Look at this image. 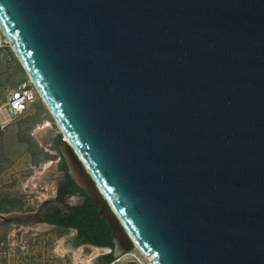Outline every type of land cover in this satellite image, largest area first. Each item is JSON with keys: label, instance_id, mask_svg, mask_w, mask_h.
Returning <instances> with one entry per match:
<instances>
[{"label": "water", "instance_id": "95a60500", "mask_svg": "<svg viewBox=\"0 0 264 264\" xmlns=\"http://www.w3.org/2000/svg\"><path fill=\"white\" fill-rule=\"evenodd\" d=\"M0 30L115 257L264 264V0H0Z\"/></svg>", "mask_w": 264, "mask_h": 264}, {"label": "rangeland", "instance_id": "374dc122", "mask_svg": "<svg viewBox=\"0 0 264 264\" xmlns=\"http://www.w3.org/2000/svg\"><path fill=\"white\" fill-rule=\"evenodd\" d=\"M0 35L1 117L11 89L29 77L1 31ZM59 134L63 139L38 92L26 113L5 127L0 122V264H90L85 258L95 251L96 244L81 239L76 229L29 219L44 202L55 197L56 188L66 179L59 169ZM82 199L79 194L66 197L72 204ZM68 237L82 245V256L61 252L60 244ZM109 250L104 247L94 264L107 262ZM131 251L141 262L144 260L142 264H149V256L136 248Z\"/></svg>", "mask_w": 264, "mask_h": 264}, {"label": "trees", "instance_id": "16d2710c", "mask_svg": "<svg viewBox=\"0 0 264 264\" xmlns=\"http://www.w3.org/2000/svg\"><path fill=\"white\" fill-rule=\"evenodd\" d=\"M58 146H62L64 141L61 134L58 137ZM59 163V169L65 172L66 179L58 188L57 195L53 199H48L41 208L29 219L38 222H46L65 228H73L78 232V236L86 242L100 244L105 247H114L112 227L104 219L99 210L101 205L91 198L72 178L68 165L64 157ZM81 192L84 199L72 204L66 201L68 195ZM18 219V218H17ZM107 262L115 259L113 251L105 255Z\"/></svg>", "mask_w": 264, "mask_h": 264}, {"label": "built area", "instance_id": "2783aa9c", "mask_svg": "<svg viewBox=\"0 0 264 264\" xmlns=\"http://www.w3.org/2000/svg\"><path fill=\"white\" fill-rule=\"evenodd\" d=\"M4 40L7 41V39ZM2 46V36L0 35V48ZM37 92V89L30 79L21 81L16 86H14L11 89L10 95L5 104V114L2 113L0 117L2 126L5 127L9 122L26 113L31 104L35 101ZM111 251L112 249L110 248L108 253H110ZM129 260H136L142 264L138 255L131 250L119 257H115V259L111 262H104L102 264H125Z\"/></svg>", "mask_w": 264, "mask_h": 264}, {"label": "bare ground", "instance_id": "6f19581e", "mask_svg": "<svg viewBox=\"0 0 264 264\" xmlns=\"http://www.w3.org/2000/svg\"><path fill=\"white\" fill-rule=\"evenodd\" d=\"M47 124H49V123H46V125ZM52 162L53 161L48 163V165L52 164ZM93 244H95V243H93ZM104 247L105 246H101L100 244H96L94 246L95 251L92 254L88 255L85 258V260L90 264H94L96 261V258L102 254V250ZM59 249L61 250V252H64V253L74 252L76 256H79V257L82 256V245L72 242L71 237H68L65 240L63 239L61 244H60ZM144 256H147V257L149 256L148 259L150 260L149 261V264H150L151 260L153 259V256L152 255H144ZM142 263H144V260L142 261Z\"/></svg>", "mask_w": 264, "mask_h": 264}, {"label": "flooded vegetation", "instance_id": "af4514ba", "mask_svg": "<svg viewBox=\"0 0 264 264\" xmlns=\"http://www.w3.org/2000/svg\"><path fill=\"white\" fill-rule=\"evenodd\" d=\"M76 194H79V195H81V196H83V194L81 193V192H77ZM83 199H84V196H83ZM82 199V200H83ZM110 248V247H109Z\"/></svg>", "mask_w": 264, "mask_h": 264}, {"label": "crops", "instance_id": "0c3cea01", "mask_svg": "<svg viewBox=\"0 0 264 264\" xmlns=\"http://www.w3.org/2000/svg\"><path fill=\"white\" fill-rule=\"evenodd\" d=\"M58 188H59V187L56 188V195H57ZM56 195H55V196H56ZM73 195H74V194H73ZM48 224H49V223H48ZM49 225H53V224H49Z\"/></svg>", "mask_w": 264, "mask_h": 264}]
</instances>
